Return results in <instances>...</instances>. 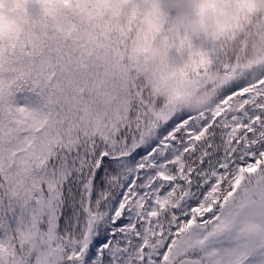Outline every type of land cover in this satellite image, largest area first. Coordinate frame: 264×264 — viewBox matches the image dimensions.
Here are the masks:
<instances>
[{
	"label": "snow or ice",
	"instance_id": "snow-or-ice-1",
	"mask_svg": "<svg viewBox=\"0 0 264 264\" xmlns=\"http://www.w3.org/2000/svg\"><path fill=\"white\" fill-rule=\"evenodd\" d=\"M174 11L0 0V264H264V74Z\"/></svg>",
	"mask_w": 264,
	"mask_h": 264
},
{
	"label": "clouds",
	"instance_id": "clouds-1",
	"mask_svg": "<svg viewBox=\"0 0 264 264\" xmlns=\"http://www.w3.org/2000/svg\"><path fill=\"white\" fill-rule=\"evenodd\" d=\"M175 6L173 18L177 24L187 25L190 29L203 30V35L195 42V49L201 50L209 43L213 33L221 28L231 31L219 39L220 54L225 62L238 67L243 73L250 72L252 77L264 74V0H254L251 11L243 5L242 0H165ZM201 5L204 11L201 12ZM168 14L167 12L165 13ZM3 29L9 27L3 21ZM173 35L171 28L165 33L157 47L162 48L167 38ZM212 88L200 84L191 89L190 95L184 97V104L190 109L209 107L214 100Z\"/></svg>",
	"mask_w": 264,
	"mask_h": 264
}]
</instances>
